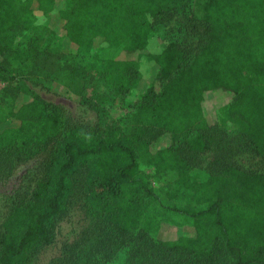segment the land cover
I'll use <instances>...</instances> for the list:
<instances>
[{
    "label": "trees",
    "instance_id": "16d2710c",
    "mask_svg": "<svg viewBox=\"0 0 264 264\" xmlns=\"http://www.w3.org/2000/svg\"><path fill=\"white\" fill-rule=\"evenodd\" d=\"M65 1L57 32L71 46L122 47L120 58L101 66L118 99L138 79L155 28L149 18L173 17L179 0ZM57 2L0 0V76L13 101L9 117L0 115V264H41L50 250L56 253L45 264H264V175L235 161V144L206 107L208 93L233 96L225 106L243 122L241 147L264 160V0H205L192 26L197 42L190 32L152 55L162 91L123 103L133 122L128 133L105 127L97 106L96 118L78 116L14 83L19 30ZM68 57L35 50L23 62L31 63L29 75L84 76ZM166 133L172 143L155 149ZM207 157L201 181L192 172ZM140 165L177 172V186L202 206L177 210L194 219L192 235L154 239L140 230L148 204L162 201Z\"/></svg>",
    "mask_w": 264,
    "mask_h": 264
},
{
    "label": "rangeland",
    "instance_id": "374dc122",
    "mask_svg": "<svg viewBox=\"0 0 264 264\" xmlns=\"http://www.w3.org/2000/svg\"><path fill=\"white\" fill-rule=\"evenodd\" d=\"M204 1L179 0L175 3L176 13L173 17L159 20L149 18L155 28L150 37L148 49L140 56L138 79L128 95L115 99L113 90L107 85V81L102 74L101 66L105 61L120 58L122 47H97L91 51H81L71 46L64 35L57 32L60 21L59 12L66 6L65 0H58L53 12L45 14L35 11L31 18L30 27L19 30L15 42L18 50L13 60L14 83L23 82L29 85L45 99L65 106L78 116L96 118L95 107L97 106L98 110L104 111L101 118L105 127H116L128 133L133 127V122L131 117L124 111L123 103L126 105L135 103L150 88L158 93L162 91L164 81L159 77L160 69L153 60L152 55L161 53L173 42L186 40L185 35L188 33L190 36V32L197 42L198 38L192 32V26L200 21ZM194 18L195 21H192ZM54 32L57 33V37H54ZM47 49L53 51L63 50L69 54L68 64L76 68H84L87 73L82 77L71 74L69 71H62L55 76H47V74L29 75L31 63L23 62L24 56L35 50L43 53ZM8 83L9 79L7 77L0 76V115L6 118L9 117L13 109L12 99L4 93ZM111 101L115 102L112 103ZM233 101V96L228 98L221 93H208L206 107L210 122L216 123L218 119L220 131L225 135L226 141L235 144L234 159L239 165L246 170L264 175V160L262 157L253 153L250 149L241 147L244 131L243 122L239 118L231 116L225 106ZM84 102L93 105L94 111L88 108L90 114H84ZM171 143L172 135L166 133L158 140L155 149H165ZM209 160V157H207L203 167L192 172L194 178L201 181L207 179L208 171L206 168ZM140 174L161 196L162 200L161 202L151 201L145 208L140 230L154 239L169 240L184 234L192 235L194 233V219L177 210H189L197 204L177 186V172L158 173L154 167L140 165ZM196 207L200 208L202 206L197 205ZM64 227L66 230L63 235L69 229L68 225ZM63 238L64 236L60 237L58 247L61 245L60 242ZM54 253H56V250H50L43 255L41 264L47 263ZM115 264H123V262L118 260Z\"/></svg>",
    "mask_w": 264,
    "mask_h": 264
}]
</instances>
